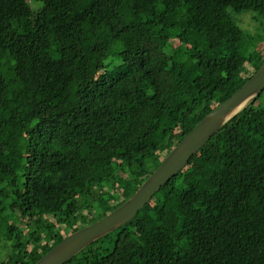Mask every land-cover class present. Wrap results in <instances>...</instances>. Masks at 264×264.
Here are the masks:
<instances>
[{
  "label": "trees",
  "instance_id": "obj_1",
  "mask_svg": "<svg viewBox=\"0 0 264 264\" xmlns=\"http://www.w3.org/2000/svg\"><path fill=\"white\" fill-rule=\"evenodd\" d=\"M242 12L264 27V0H0V264L122 206L257 73ZM66 264H264V91Z\"/></svg>",
  "mask_w": 264,
  "mask_h": 264
},
{
  "label": "water",
  "instance_id": "obj_2",
  "mask_svg": "<svg viewBox=\"0 0 264 264\" xmlns=\"http://www.w3.org/2000/svg\"><path fill=\"white\" fill-rule=\"evenodd\" d=\"M264 91V64L230 98L209 112L170 152L122 206L81 228L53 247L36 264H66L85 248L129 224L173 177L177 176L226 124L251 106Z\"/></svg>",
  "mask_w": 264,
  "mask_h": 264
},
{
  "label": "rangeland",
  "instance_id": "obj_3",
  "mask_svg": "<svg viewBox=\"0 0 264 264\" xmlns=\"http://www.w3.org/2000/svg\"><path fill=\"white\" fill-rule=\"evenodd\" d=\"M35 6H39V4H35ZM233 16L245 35L252 38L256 48L264 54V27L258 14L255 12H242L235 13Z\"/></svg>",
  "mask_w": 264,
  "mask_h": 264
}]
</instances>
